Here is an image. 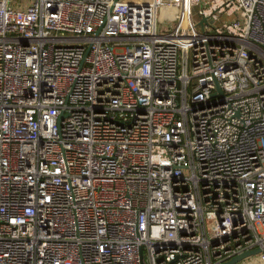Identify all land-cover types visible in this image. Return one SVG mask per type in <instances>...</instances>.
<instances>
[{
    "label": "built area",
    "instance_id": "obj_1",
    "mask_svg": "<svg viewBox=\"0 0 264 264\" xmlns=\"http://www.w3.org/2000/svg\"><path fill=\"white\" fill-rule=\"evenodd\" d=\"M200 2L0 0V264H264V0Z\"/></svg>",
    "mask_w": 264,
    "mask_h": 264
},
{
    "label": "water",
    "instance_id": "obj_2",
    "mask_svg": "<svg viewBox=\"0 0 264 264\" xmlns=\"http://www.w3.org/2000/svg\"><path fill=\"white\" fill-rule=\"evenodd\" d=\"M200 23H202V21H200ZM260 250H261L260 247H255V248H252V249L245 250V251L233 256L231 259H229V260H227L225 262H222L220 264H232V263H235L238 260H240L241 258L246 257V256L251 255V254H255V253L259 252Z\"/></svg>",
    "mask_w": 264,
    "mask_h": 264
},
{
    "label": "rangeland",
    "instance_id": "obj_3",
    "mask_svg": "<svg viewBox=\"0 0 264 264\" xmlns=\"http://www.w3.org/2000/svg\"><path fill=\"white\" fill-rule=\"evenodd\" d=\"M200 6H204V0H201L200 4L193 8V11H194V13H196V16H197V9ZM159 16L160 17L158 20V28H161V27H164L165 23L168 21V17H165V14H163V13H160Z\"/></svg>",
    "mask_w": 264,
    "mask_h": 264
}]
</instances>
